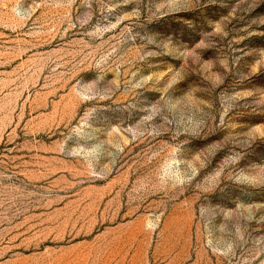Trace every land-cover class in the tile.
<instances>
[{"label":"rangeland","instance_id":"1","mask_svg":"<svg viewBox=\"0 0 264 264\" xmlns=\"http://www.w3.org/2000/svg\"><path fill=\"white\" fill-rule=\"evenodd\" d=\"M0 264H264V0H0Z\"/></svg>","mask_w":264,"mask_h":264}]
</instances>
